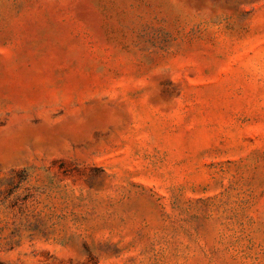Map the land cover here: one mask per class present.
<instances>
[{"label": "rangeland", "instance_id": "obj_1", "mask_svg": "<svg viewBox=\"0 0 264 264\" xmlns=\"http://www.w3.org/2000/svg\"><path fill=\"white\" fill-rule=\"evenodd\" d=\"M0 264H264V0H0Z\"/></svg>", "mask_w": 264, "mask_h": 264}]
</instances>
